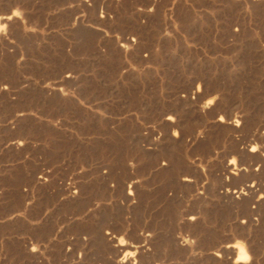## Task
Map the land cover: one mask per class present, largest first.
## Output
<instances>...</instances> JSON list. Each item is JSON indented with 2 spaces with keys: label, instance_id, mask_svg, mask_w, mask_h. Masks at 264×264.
<instances>
[{
  "label": "rangeland",
  "instance_id": "obj_1",
  "mask_svg": "<svg viewBox=\"0 0 264 264\" xmlns=\"http://www.w3.org/2000/svg\"><path fill=\"white\" fill-rule=\"evenodd\" d=\"M0 264H264V0H0Z\"/></svg>",
  "mask_w": 264,
  "mask_h": 264
},
{
  "label": "bare ground",
  "instance_id": "obj_2",
  "mask_svg": "<svg viewBox=\"0 0 264 264\" xmlns=\"http://www.w3.org/2000/svg\"><path fill=\"white\" fill-rule=\"evenodd\" d=\"M236 248H237V258L235 261L237 263H248L249 262V255H248L247 251L245 250V248L242 246H239Z\"/></svg>",
  "mask_w": 264,
  "mask_h": 264
}]
</instances>
